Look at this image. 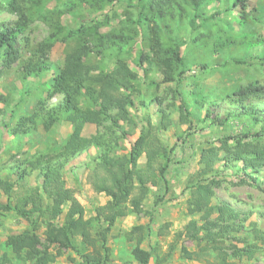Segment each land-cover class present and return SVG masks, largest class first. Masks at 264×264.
I'll return each mask as SVG.
<instances>
[{
	"label": "clouds",
	"instance_id": "clouds-1",
	"mask_svg": "<svg viewBox=\"0 0 264 264\" xmlns=\"http://www.w3.org/2000/svg\"><path fill=\"white\" fill-rule=\"evenodd\" d=\"M0 264H264V0H0Z\"/></svg>",
	"mask_w": 264,
	"mask_h": 264
}]
</instances>
